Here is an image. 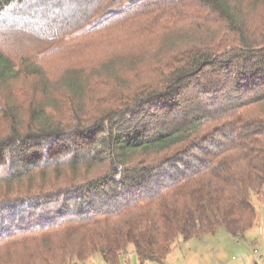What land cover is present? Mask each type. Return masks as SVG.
Listing matches in <instances>:
<instances>
[{
  "label": "trees",
  "instance_id": "trees-1",
  "mask_svg": "<svg viewBox=\"0 0 264 264\" xmlns=\"http://www.w3.org/2000/svg\"><path fill=\"white\" fill-rule=\"evenodd\" d=\"M73 1L79 15L60 28L75 47L141 19L176 37L146 78L101 59L51 82L0 47V264H121L129 245L139 264L160 263L179 240L244 235L252 195L264 200V0H121L134 2L108 17L116 0ZM27 4L0 0V31ZM31 77L41 88L13 95ZM99 86L106 96L87 99Z\"/></svg>",
  "mask_w": 264,
  "mask_h": 264
},
{
  "label": "rangeland",
  "instance_id": "rangeland-1",
  "mask_svg": "<svg viewBox=\"0 0 264 264\" xmlns=\"http://www.w3.org/2000/svg\"><path fill=\"white\" fill-rule=\"evenodd\" d=\"M176 1L166 0L164 4L171 7ZM114 2V5L106 9L109 13L105 15L106 17L128 10L134 1L116 0ZM35 4H41L43 9H41V6L32 7ZM103 4L101 3V6ZM78 5L73 0H28L25 11L29 17L26 19L21 15L17 18L11 17L12 26L6 24L0 31V47L14 61L17 69H24L27 66L34 69L39 66L44 69L47 78L51 82H58L69 71L87 69L88 66L94 63L97 64L96 62H100L101 59H115V70L120 68L121 70L131 71L132 68L134 70L140 68L141 74L135 75L132 73L133 78H136V76L146 78L151 69L150 63L156 62L157 55L175 40L174 30L170 31L166 27L164 19L160 25L154 22L153 28H151V21L141 19L137 28H124L127 34L126 37L116 29L102 41L89 43L87 46L79 45L75 47L77 44L69 43L73 36H66L60 26L68 17L79 15L75 14V12H78ZM163 6V2L158 3V7L164 13ZM260 7H264V5H259ZM195 16L201 18L204 25L208 24L205 28H208L210 32L215 30L216 21L212 20L207 23L203 13H197ZM18 18H22L21 21ZM16 22L18 23L15 24ZM52 27H56L59 36L49 34V39L43 40L42 30L51 29ZM197 32L196 29L192 35ZM50 33H53V31L51 30ZM11 35L15 36L12 41L8 38ZM210 40H205V42H210ZM22 41L29 43V45ZM16 42L19 45L12 47L11 44ZM214 42L217 41L213 38L211 44ZM197 44H199V41H197ZM129 60L132 62H129ZM114 74L115 72L110 70L108 76L105 73L97 72L94 74L95 77L90 80L91 83H89L92 86L98 77L112 79ZM15 83L13 95L21 94L20 90L30 92L31 89L35 91L41 88L40 83L33 77L21 79ZM101 88L102 86H99L97 88L99 91L95 90L92 93L89 91L92 87H88L86 92L89 91L91 95L86 96V98H96L101 94L105 97L108 91L104 92L100 90ZM0 89L6 92L8 87L4 82H0ZM218 123H207L203 132L211 131ZM104 173L105 170L100 171V174ZM91 176H94V173ZM252 201L258 219L244 235L235 237L227 233L226 230L219 229L216 233L201 238L198 237L189 241L179 240L171 254L163 262L149 264H264V200L253 194ZM87 264L107 263L100 255H97ZM121 264H139L133 245H129L127 252L121 257Z\"/></svg>",
  "mask_w": 264,
  "mask_h": 264
}]
</instances>
